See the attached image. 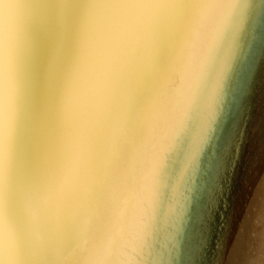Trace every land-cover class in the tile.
I'll return each instance as SVG.
<instances>
[{"label":"bare ground","instance_id":"obj_1","mask_svg":"<svg viewBox=\"0 0 264 264\" xmlns=\"http://www.w3.org/2000/svg\"><path fill=\"white\" fill-rule=\"evenodd\" d=\"M180 2L13 0L26 103L14 159L0 176V212L17 233L20 258H8L6 240L0 237V264H69L64 241L87 201L91 177L82 172L76 188L47 207L36 198L61 151L64 89L94 30L140 11L126 6ZM181 41L177 37L169 47V67L181 55ZM216 48L222 53L215 70L199 76L188 94L196 107L184 121L178 147L168 146L170 155L160 165L163 179L157 177L128 214L131 264H264V0L247 6L231 37L222 38ZM148 55L142 43L122 89L135 90L147 78ZM169 77L165 72L155 86L165 87ZM122 104L121 95L114 97L113 117ZM104 132L111 135L107 126ZM109 151L110 144H103V156ZM29 203L39 213L34 224L25 215ZM91 224V217H84L81 226ZM33 227L39 242L29 236Z\"/></svg>","mask_w":264,"mask_h":264},{"label":"snow or ice","instance_id":"obj_2","mask_svg":"<svg viewBox=\"0 0 264 264\" xmlns=\"http://www.w3.org/2000/svg\"><path fill=\"white\" fill-rule=\"evenodd\" d=\"M12 3L0 0V176L14 159L26 103ZM255 4L256 0H181L174 5H131L126 7L140 11L110 19L93 31L60 100L63 135L58 161L36 191L39 206L47 207L74 190L82 172L91 177L87 201L64 241L69 264H122L121 257L123 264H131L126 251L128 214L142 203L148 186L157 183V177L163 179L160 165L170 155L168 146L178 147L184 121L196 107L187 98L194 81L215 70L222 53L216 45L231 37L241 14ZM166 7L173 11L165 14ZM177 37H182L181 55L169 67L168 50ZM142 43L149 50L148 76L137 89H122ZM165 72L170 73L169 83L157 88ZM117 95L123 104L113 117L111 105ZM106 126L110 136L104 132ZM103 144H110L106 156ZM25 215L34 224L38 209L29 203ZM84 217L92 219L87 229L81 226ZM29 236L41 239L34 227ZM0 237L6 240L8 258L18 260L20 242L2 212Z\"/></svg>","mask_w":264,"mask_h":264}]
</instances>
